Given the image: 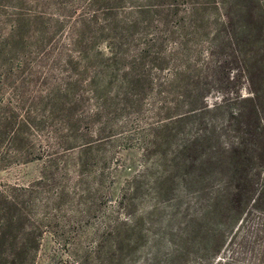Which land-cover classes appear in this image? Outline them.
<instances>
[{
  "label": "rangeland",
  "instance_id": "374dc122",
  "mask_svg": "<svg viewBox=\"0 0 264 264\" xmlns=\"http://www.w3.org/2000/svg\"><path fill=\"white\" fill-rule=\"evenodd\" d=\"M163 1L168 0H0V250L6 264L18 260V244L35 239L36 264L80 262L99 243L103 250L120 245L121 264H161L181 242L177 233L194 225L204 200L194 183L177 181L179 170L165 159L173 145L161 143L142 154L133 138L187 108L180 93L197 78L200 65L193 59L199 56L209 60V82L224 85L228 76L232 83L226 84L244 93L242 56L248 50L258 62L251 77L264 106V0H242L254 9L233 18L228 33L207 18L196 22L199 33L187 23L183 54L152 69L157 83L138 82L136 99L118 107V83L108 73L93 81L91 75L99 74L98 65L110 55L105 44L115 36L118 19H138L140 9L147 19V9ZM77 33L82 41L74 40ZM219 95L213 90L206 101ZM216 111L205 117L216 114L219 124L225 116ZM130 112L140 118L133 124L124 121ZM163 149L166 155L158 159ZM167 173L172 177L157 179ZM184 248L169 264L198 258L194 244Z\"/></svg>",
  "mask_w": 264,
  "mask_h": 264
},
{
  "label": "trees",
  "instance_id": "16d2710c",
  "mask_svg": "<svg viewBox=\"0 0 264 264\" xmlns=\"http://www.w3.org/2000/svg\"><path fill=\"white\" fill-rule=\"evenodd\" d=\"M241 1L196 0L180 5L176 0H168L147 9V19L140 17L141 9L135 11L139 20L121 16L116 23L115 36L105 44L110 55L98 65L108 70L103 72L100 67L99 74L91 75L92 81L108 73L109 79L118 83L117 106L133 102L139 93L133 90V86L145 82L152 87L158 78L151 70L162 69L166 59H174L182 53L181 39L185 37L183 30L187 23L192 26L193 33H199L195 28L196 22L203 18L219 24L220 30L226 33L233 31L232 19L240 20L254 9L253 3L250 5ZM253 1L258 3L260 0ZM134 26L137 28L135 33L131 30ZM237 30L241 31V25ZM80 36L75 34L74 40L82 41ZM225 37L230 43L232 35ZM205 41L210 47V39ZM209 53L212 54L211 51ZM193 61L200 65L197 78L185 82L180 93L186 97L182 103L187 108L173 116H166L164 122L148 124L149 127L135 132L133 138L142 154L158 148L161 143L173 145L169 150L170 157L165 159L179 170L177 181L186 186L194 183L204 200L198 216H194L192 228L177 233L181 244L175 243L168 252L170 260L161 264L171 263V256L184 255L186 244H194L199 252L198 258L190 264H264V106L251 77L254 65L258 66L257 59L248 50L242 56V71L247 84L244 93L240 92V88L226 84L232 83L228 76L224 85L216 86L209 82L207 76L213 74L207 72L209 60H205V56L196 57ZM117 62L123 66H118ZM213 90L220 91L219 99L207 102V95ZM106 95L99 96L100 103ZM213 110L225 116L219 124L213 120L216 114L209 119L205 117ZM83 114L79 113V116ZM139 119L130 112L124 121L133 124ZM165 150L156 154L158 159L166 155ZM200 153L208 155L203 157ZM138 175L143 176L142 173ZM170 176L171 173L160 174L157 179ZM138 187L137 183L134 187L130 183L131 189ZM118 235L119 231L115 236ZM37 248L36 239L34 242H21L18 248H14L18 260L12 258L10 264H36ZM122 251L120 245L103 250L99 243L80 262L73 261L71 264H121ZM2 253L0 264H6ZM140 264L160 262L146 259Z\"/></svg>",
  "mask_w": 264,
  "mask_h": 264
}]
</instances>
